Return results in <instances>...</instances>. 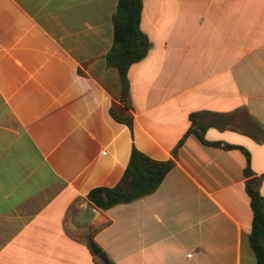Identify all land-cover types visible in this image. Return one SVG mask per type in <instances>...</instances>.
<instances>
[{"label":"crops","instance_id":"1","mask_svg":"<svg viewBox=\"0 0 264 264\" xmlns=\"http://www.w3.org/2000/svg\"><path fill=\"white\" fill-rule=\"evenodd\" d=\"M115 5L0 0V264H96L88 234L111 264H254L264 0H141L131 133L107 112L123 109L104 59ZM189 126L207 143L189 133L175 147ZM131 143L172 167L140 198L92 206L86 192L118 182Z\"/></svg>","mask_w":264,"mask_h":264},{"label":"trees","instance_id":"2","mask_svg":"<svg viewBox=\"0 0 264 264\" xmlns=\"http://www.w3.org/2000/svg\"><path fill=\"white\" fill-rule=\"evenodd\" d=\"M140 10L141 0H116L115 9L111 16V44L104 54L105 63L117 72L119 102L123 105V109L110 105L107 112L114 121L124 124L130 133L132 118L126 111L128 97L127 70L132 63L141 60L148 49L147 38L138 27ZM189 133L195 134L200 141L207 143L203 140L200 131L189 126L177 141L175 147ZM210 144L219 145L217 142ZM223 147L230 148L234 146L225 144ZM238 148L243 151L245 156L243 173L248 175V154L242 148ZM172 165L173 161L171 159H152L131 143L128 159L118 182L113 186L91 187L86 192L85 198L92 206L101 210H105L116 203L129 202L140 198L150 193L159 184ZM247 193L251 210L250 231L247 237L248 245L254 256V264H264L263 202L252 187L248 188ZM85 243L93 255L101 251L90 234L87 236Z\"/></svg>","mask_w":264,"mask_h":264},{"label":"water","instance_id":"3","mask_svg":"<svg viewBox=\"0 0 264 264\" xmlns=\"http://www.w3.org/2000/svg\"><path fill=\"white\" fill-rule=\"evenodd\" d=\"M254 181L253 178H250L249 181L246 182V188ZM95 259H97L100 264H111L106 253L101 250L94 255Z\"/></svg>","mask_w":264,"mask_h":264},{"label":"rangeland","instance_id":"4","mask_svg":"<svg viewBox=\"0 0 264 264\" xmlns=\"http://www.w3.org/2000/svg\"><path fill=\"white\" fill-rule=\"evenodd\" d=\"M88 235H89V234H88ZM88 235H87V236H88ZM83 240H84V242H86V239H83ZM95 260H96V261H95L96 264H100V262H99L97 259H95Z\"/></svg>","mask_w":264,"mask_h":264}]
</instances>
